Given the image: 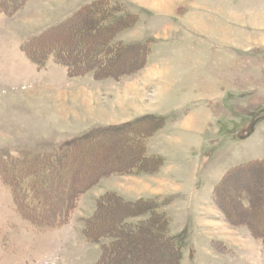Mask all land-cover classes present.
<instances>
[{
  "label": "rangeland",
  "instance_id": "374dc122",
  "mask_svg": "<svg viewBox=\"0 0 264 264\" xmlns=\"http://www.w3.org/2000/svg\"><path fill=\"white\" fill-rule=\"evenodd\" d=\"M117 240L128 264H264V0H0V264Z\"/></svg>",
  "mask_w": 264,
  "mask_h": 264
},
{
  "label": "trees",
  "instance_id": "16d2710c",
  "mask_svg": "<svg viewBox=\"0 0 264 264\" xmlns=\"http://www.w3.org/2000/svg\"><path fill=\"white\" fill-rule=\"evenodd\" d=\"M20 2L21 1H18V3H20ZM106 7H104L103 10L106 11L107 15L104 14L103 16L109 15V17H110L112 14V10L109 8L105 9ZM105 11H103V13ZM99 15H101V13H99ZM90 31H91L90 28H88L87 26H83V25L81 26V28L78 29L79 36H81L83 39H84L85 35L89 34ZM90 33H92V35L94 34L95 36L98 34V33H95L93 31H91ZM100 33H101V31H100ZM100 41L102 44L105 42V40L103 41V38H101ZM100 46L101 45H99V47ZM99 47H97L96 49H91L90 52L92 54L91 55L92 57L95 56V54H98ZM136 142H138V141H136ZM128 205H129L128 203L121 204L123 209L125 207H127ZM134 208H135V206H134ZM100 209H101V211H99ZM121 209L122 208L115 207L114 200H111V199L109 200V198L103 200V202H101V204L99 206H96L95 213L92 215L89 223L86 224V228H87L86 231L90 232V234L93 233V231H94V232L99 234L98 237H101V236H104L103 234H110V232L114 231L115 228L117 230H121L120 226H122V225L119 224L120 221L115 222V220L117 218L116 216H118V215H124L125 216V214H123V212H121ZM159 228H161V227H159ZM159 233H160V235H162L161 230L156 231L157 235ZM111 247H112V250H111ZM111 247L109 249H106L107 250V256L110 258V261H108V258H106V263L103 262L102 264H128V262L130 260V256H129V253L128 254L125 253V245L120 240H117V241L112 242ZM161 250L166 252L164 246L163 247L161 246ZM171 254H172L173 258L174 257L178 258V256L175 253V249L173 250V252H171ZM175 260L176 259H174V261ZM175 262L177 264V260Z\"/></svg>",
  "mask_w": 264,
  "mask_h": 264
}]
</instances>
